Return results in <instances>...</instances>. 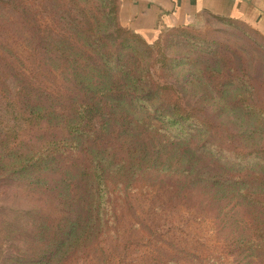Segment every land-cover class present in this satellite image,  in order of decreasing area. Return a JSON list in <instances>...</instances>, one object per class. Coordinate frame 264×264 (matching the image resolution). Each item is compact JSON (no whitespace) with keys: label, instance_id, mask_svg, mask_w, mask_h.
I'll return each mask as SVG.
<instances>
[{"label":"rangeland","instance_id":"obj_1","mask_svg":"<svg viewBox=\"0 0 264 264\" xmlns=\"http://www.w3.org/2000/svg\"><path fill=\"white\" fill-rule=\"evenodd\" d=\"M108 4L83 7L102 37L114 36ZM156 43L153 51L134 49L153 78L171 85L185 108L209 125L201 160L192 169L181 154L158 149L161 159L142 169L131 189L121 185L122 199L92 235L91 204L70 193L56 172L0 174V264H226L221 254L229 264H264V119L239 107L264 105V42L240 24L204 16L198 27L164 30ZM224 57L236 69L234 81L243 70L256 82L253 89L208 75V66L227 63ZM233 149L246 155L243 161ZM236 165L247 185L235 188L220 176Z\"/></svg>","mask_w":264,"mask_h":264},{"label":"trees","instance_id":"obj_2","mask_svg":"<svg viewBox=\"0 0 264 264\" xmlns=\"http://www.w3.org/2000/svg\"><path fill=\"white\" fill-rule=\"evenodd\" d=\"M107 2L113 37H102L87 16L83 7L94 0H0V174L56 172L70 193L91 204L88 235L107 223V211L122 199L121 185L131 189L139 172L161 159L158 149L181 154L194 169L209 127L143 66L135 45L153 51L157 41L150 45L124 28L118 0ZM224 59L222 68L208 66V75L253 89L256 82L243 70L234 81L236 69ZM253 104L239 107L264 119V105ZM232 154L246 157L236 149ZM230 170L220 176L229 178L226 184L247 185L238 165ZM219 257L229 264L225 254Z\"/></svg>","mask_w":264,"mask_h":264},{"label":"crops","instance_id":"obj_3","mask_svg":"<svg viewBox=\"0 0 264 264\" xmlns=\"http://www.w3.org/2000/svg\"><path fill=\"white\" fill-rule=\"evenodd\" d=\"M204 16L240 24L264 42V0H123L120 22L153 43L164 30L198 27Z\"/></svg>","mask_w":264,"mask_h":264}]
</instances>
